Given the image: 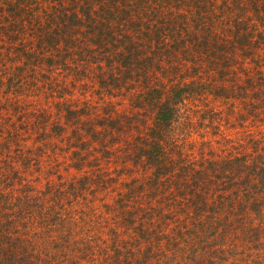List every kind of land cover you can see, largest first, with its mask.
Wrapping results in <instances>:
<instances>
[{"label":"trees","instance_id":"trees-1","mask_svg":"<svg viewBox=\"0 0 264 264\" xmlns=\"http://www.w3.org/2000/svg\"><path fill=\"white\" fill-rule=\"evenodd\" d=\"M0 264H264V0H0Z\"/></svg>","mask_w":264,"mask_h":264},{"label":"rangeland","instance_id":"rangeland-1","mask_svg":"<svg viewBox=\"0 0 264 264\" xmlns=\"http://www.w3.org/2000/svg\"><path fill=\"white\" fill-rule=\"evenodd\" d=\"M65 2V5H69V0H64ZM87 60V59H86ZM89 64H92L91 62H89ZM95 65V64H94ZM30 142V141H28ZM43 183L45 184L46 183V179H43Z\"/></svg>","mask_w":264,"mask_h":264}]
</instances>
